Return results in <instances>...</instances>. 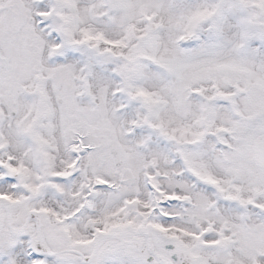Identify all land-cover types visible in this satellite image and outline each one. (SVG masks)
Wrapping results in <instances>:
<instances>
[{"label": "snow or ice", "instance_id": "1", "mask_svg": "<svg viewBox=\"0 0 264 264\" xmlns=\"http://www.w3.org/2000/svg\"><path fill=\"white\" fill-rule=\"evenodd\" d=\"M0 264H264V0H0Z\"/></svg>", "mask_w": 264, "mask_h": 264}]
</instances>
